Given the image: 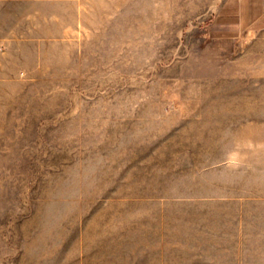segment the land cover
I'll return each instance as SVG.
<instances>
[{
  "label": "rangeland",
  "instance_id": "1",
  "mask_svg": "<svg viewBox=\"0 0 264 264\" xmlns=\"http://www.w3.org/2000/svg\"><path fill=\"white\" fill-rule=\"evenodd\" d=\"M0 264H264V0H0Z\"/></svg>",
  "mask_w": 264,
  "mask_h": 264
}]
</instances>
